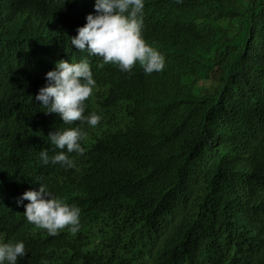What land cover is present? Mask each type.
Returning a JSON list of instances; mask_svg holds the SVG:
<instances>
[{"label": "trees", "instance_id": "trees-1", "mask_svg": "<svg viewBox=\"0 0 264 264\" xmlns=\"http://www.w3.org/2000/svg\"><path fill=\"white\" fill-rule=\"evenodd\" d=\"M95 2L0 0V232L24 243L17 264H264V0H143L152 73L71 45ZM61 60L94 76L83 121L34 101ZM92 114L83 154L63 150L73 167L52 164L48 134ZM40 184L80 209L75 234L22 218Z\"/></svg>", "mask_w": 264, "mask_h": 264}, {"label": "clouds", "instance_id": "clouds-1", "mask_svg": "<svg viewBox=\"0 0 264 264\" xmlns=\"http://www.w3.org/2000/svg\"><path fill=\"white\" fill-rule=\"evenodd\" d=\"M94 8L97 14L87 15L86 24L77 29L76 36L71 37V45L102 57L105 64L119 65L121 71H131L137 61L146 73L163 70V57L141 36L143 0H96ZM46 79L49 83L39 89L34 101H39L47 109V114H58L63 123L83 121L84 102L92 95L96 83L89 63L58 61L57 69L46 73ZM99 120L98 115L92 114L76 129L50 132L51 144L62 150L51 157V163L73 167L72 160L63 150L83 154L81 144L96 135ZM40 155L47 164L48 150H42ZM62 178L61 183L66 182V177ZM25 199L29 203L21 208L22 218L38 229L46 230L51 236L68 226H71L73 234L78 231L80 209L52 197L44 185L40 184L38 190L25 191L17 204ZM25 254L23 242L14 244L12 240H5L0 232V264H17L18 258Z\"/></svg>", "mask_w": 264, "mask_h": 264}]
</instances>
